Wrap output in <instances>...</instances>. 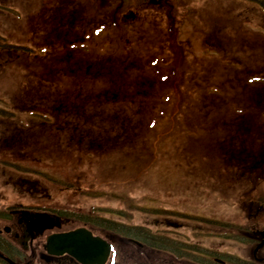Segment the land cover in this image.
Wrapping results in <instances>:
<instances>
[{"label":"rangeland","instance_id":"374dc122","mask_svg":"<svg viewBox=\"0 0 264 264\" xmlns=\"http://www.w3.org/2000/svg\"><path fill=\"white\" fill-rule=\"evenodd\" d=\"M19 1L27 8L31 5L30 0ZM128 1L133 12L140 6L148 9L145 14L155 9L150 0L142 4V0ZM173 6L178 15L177 21L184 28H188L187 21L191 19L189 9L194 7L199 15L196 21L198 26L190 25L191 30L203 29L205 13H208L214 21L218 20L217 28L229 36L223 37L215 48L210 44V39L204 36L205 32L202 35L197 33L192 46L193 54L187 49L183 50L189 71L181 86L186 97L177 111L178 118L169 123L170 134L166 136L160 131L167 119L164 113L170 112L169 100L165 101L164 95L170 96L171 86L168 81L143 75L147 71L144 65L147 61L145 47L152 50L150 44L157 45L159 38L156 27L141 11L140 20L132 22L133 33L129 41L123 42L116 53L113 52L118 56L121 49H125V44L133 46V51L128 52L144 69L132 70L134 75H127L125 79L129 84V95L132 94L131 104H128L130 108L123 102L124 96L116 97L115 89L107 85L111 81L110 74L80 75V141L84 142L80 145V151L77 150L79 135L74 133L72 136L73 129L54 125L46 131L45 127L27 116V112H20L17 117L25 123L30 122L28 134L23 140L14 138L17 108L27 110L41 101L44 103L45 96L48 93L51 96L53 92H49L45 77L22 75L24 61L15 60L5 66L0 73V111L4 109L5 114L4 122L0 120V219L22 205L31 210L60 212L66 221L61 229L69 230L82 225L81 214L121 219L119 214L123 211L130 216L128 219L122 218L124 221L158 231L180 247L196 249L203 258L207 256V260L213 254L226 260V264H250L248 259L252 244L246 238L244 228L245 224L254 222L264 230V207L257 216L249 215L251 211H247L244 202L253 198L257 205L264 199V158L254 170L247 172L246 168L255 160L243 156L234 158L228 151L223 154L220 141L227 132L241 142L242 151L250 153L260 144L258 151L264 156V120H257L255 124L261 132L254 134L243 128L251 127L252 120L251 123L248 120L241 122L242 126L239 127L242 128L235 131L227 130L229 125L222 130L221 126L215 127L220 123L214 122L221 120L227 123V120H222L233 113L232 109L236 113V110L247 111L249 107L264 106V95L260 97L255 90H264V81H248L261 75H237L243 69L264 64V30L258 26L264 24V14L256 0H175ZM94 9V6H89L85 11L94 14ZM97 9L107 13L108 4L105 3L104 7L101 4ZM239 13L242 14L240 18ZM4 22L5 17L0 18V23ZM13 22L19 21H9ZM10 28L4 31L12 36L10 39H26H23L22 35L26 33L21 32L20 26L14 24ZM243 35L259 41L260 46L257 47L255 43L254 47L242 49L240 41ZM230 39L232 42L228 44ZM205 50L211 53L214 60L213 73L209 72V75L205 74ZM104 51L108 49L85 48L81 56L94 60ZM240 55L243 57L241 67L237 63ZM167 60L164 57V62ZM221 61L224 65L216 64ZM158 62H163V57L158 58ZM98 67L104 71L102 66ZM116 76L112 75L115 83L119 81ZM142 78L148 80L141 83ZM65 80L60 83L64 84ZM207 89L216 92L209 95ZM69 96L74 99L75 95ZM63 98L64 94H59L58 102ZM123 105L126 107L119 108ZM59 117L53 115L54 120ZM210 118L215 121L206 127ZM126 155L152 157V167L132 187L130 194L136 201L134 204L146 209L126 210V207L114 201L117 197L112 195L119 183L102 177L104 171L116 168L118 159H127L122 158ZM256 161L259 162L258 159ZM243 169L247 174H243ZM99 179L101 184L96 187L99 192L89 194L86 187ZM82 181L88 184L81 187ZM249 184L252 190L245 192ZM245 194L250 197H245ZM0 225L3 226L4 222ZM1 237H4L0 238L1 243L7 240L4 235ZM43 241L44 236H41L31 247L35 255L33 264L40 261L42 248L38 243ZM118 245L119 242L115 245L117 253H112V260L108 264H125L123 259L130 257L126 247ZM8 250L14 256L21 257L16 251ZM195 257L205 260L197 254ZM169 260L174 262L170 257Z\"/></svg>","mask_w":264,"mask_h":264},{"label":"flooded vegetation","instance_id":"af4514ba","mask_svg":"<svg viewBox=\"0 0 264 264\" xmlns=\"http://www.w3.org/2000/svg\"><path fill=\"white\" fill-rule=\"evenodd\" d=\"M150 1L153 4L161 6L169 4V0ZM147 2H149V0H142L141 4ZM105 3L108 4V10L107 13H102L100 9L97 8L100 7L101 4L104 7ZM30 4L31 5L27 8L24 7L19 0H0V18L2 19L5 17V22L0 23V73L9 63L19 60L25 62V66L21 68L22 75H40L46 78L49 84V92H53V94L50 96L48 93L43 100L44 103L41 101L28 109L30 118H33L38 125L45 127L46 131L52 128L53 125H56L58 127L77 128L80 133V75L110 74L117 75L115 78L118 77L119 79L121 75H126V79L127 75H134L132 70L136 68L138 71L144 70L140 63L128 52V50L133 51V46L125 44V49H121L122 51L119 52L118 56L114 54L118 46H122V44L126 43L131 38L133 33V29H131L132 22L134 20H140L142 16L140 11L147 16L151 20L152 25L156 27L157 36L159 38V43L157 45L150 44L149 47H152V50H149L148 46L145 47L147 61L144 65L147 71L143 75H165L161 62H158V58L163 57L164 59L165 51L161 49V47L164 48L165 43L170 44L171 42L165 40L161 41L160 37H164L165 29H168L165 23H167L166 17L169 15H166L165 11L176 14L175 7L157 9V11L164 14L155 11H152L151 14L150 12L145 14V11L148 9L142 6L136 9V12H133L131 3H129L128 0H30ZM18 6L21 9H19ZM89 6L95 7L94 14L85 11ZM176 10H178V8H176ZM189 10L191 19L187 22L196 24L199 15L194 11V7L192 10ZM205 15L204 24L206 26L207 39H210V44L216 48L215 45H218L223 37H228L229 35L223 34L221 28H217L218 20L214 21L213 17L208 13H205ZM175 16L176 15H174V20L177 21ZM240 17H242V14L239 18ZM16 20L19 22L9 23V21ZM156 21H160V23H156ZM14 24L21 27V32L26 33L22 35L23 39H26L21 40L13 37L14 39L12 40L10 39L12 36L4 32L6 29H11L10 27ZM258 26L264 30V24H259ZM174 30L177 31V41L173 43L180 44L181 41L179 37L182 28L180 26L177 29V25L175 24ZM170 31L171 30L168 29V33H170ZM247 37V35H243L240 41L242 49L254 47L255 43L257 47L260 46L259 41L256 42L255 39L252 40ZM231 42L232 40L230 39L228 44ZM185 44L190 45V42L185 41ZM85 48H105L108 49V51L101 52L94 60H88L84 59L83 55L81 56ZM242 53H244V50ZM241 56L242 55L237 57L239 67L243 65V57ZM103 59L107 60L101 62ZM94 61L97 63L96 66H94ZM157 64L159 65L155 69ZM213 64V56L210 52H207L205 55V66H207V71L205 74L207 73V75H209V72L213 73ZM216 64L219 66L224 65L222 61ZM98 65L102 66L104 71H102ZM170 74L171 72L168 73V75ZM244 74L264 75V64L261 65L260 63L258 66H252L250 69H243L239 71L237 75ZM64 78H66V80L64 84H61L60 82L64 81ZM116 84L118 85L119 83ZM59 94H64V98L60 102H58ZM70 94L73 96L75 95L74 99L70 98ZM2 111H4V109H2ZM19 113L20 107L18 113L15 114L16 118H18L17 115L19 116ZM53 115L56 117L60 115V117L58 120H54ZM1 120L4 122L3 119ZM259 121L258 119V122ZM256 122L257 120L254 118L248 119V123H251V127L247 126L243 128L250 130L253 134L257 132L260 133L261 131L257 129ZM14 124H16V121H14ZM252 124L256 126V128H253ZM16 125L13 136L18 140H23L28 134L30 122H28V125H22L19 120ZM222 126L226 127L225 125ZM239 126H242L240 120H231L229 121L227 130L235 131L237 128H242ZM220 142L222 153L225 154L228 151L231 157L234 158L243 154H257L253 150L250 153L248 151H242L241 142L230 137L227 132ZM255 204L256 203L251 200L249 203L250 208H253ZM261 204H263L264 207V199L257 204L258 207L255 209V214L262 210L263 207ZM35 212L37 211L29 208L12 209L10 211L12 218L9 223L10 230L8 236L3 232H0V235H4L6 238L12 239L13 241L20 240L21 237H23V228L26 220H30ZM3 222H5V219H0V223L2 224ZM250 235L253 237V248L251 249V256L248 260L250 262H257L254 264H264V260L262 262L258 260L264 258V248L262 247L255 253L253 251L260 240V235L255 229L251 231ZM36 240L37 239L30 241V247L33 246ZM38 245L41 247L42 242L38 243ZM208 259L210 263L213 264L227 263L226 260L212 255H209Z\"/></svg>","mask_w":264,"mask_h":264},{"label":"trees","instance_id":"16d2710c","mask_svg":"<svg viewBox=\"0 0 264 264\" xmlns=\"http://www.w3.org/2000/svg\"><path fill=\"white\" fill-rule=\"evenodd\" d=\"M168 78L172 83L174 92L169 97L170 112L168 113L167 111V113H164L166 114L167 119L164 120L165 122L162 124V129L160 131L163 134L165 133V136L166 134H170L168 131L170 129L171 124L169 123L175 121L178 118L177 111L181 106V100L179 99V97H182V91L180 90V87L184 85L186 81L184 79L185 75H168ZM110 87L116 89L114 91L116 97L124 96L123 102H125V105L130 108V106L128 105V101L130 98L129 92L126 89H120L119 85L115 83V80L113 78H111ZM177 95L179 96L177 97ZM125 105L120 106L119 108L126 107ZM83 143V141H80V145H82ZM88 151L91 152V150ZM93 153L95 152L93 151ZM122 158L127 159L122 161L118 159L116 168L114 167V170L104 171L102 177H107V181H115L119 183V186L113 190L116 192L112 193V195L114 197H117V199H115L114 201H117L123 207H126V210H128L129 212H133L146 209L134 204L133 202L136 201L130 194L132 192V187H134L136 183H138V181L146 175L147 170L152 167L150 165L152 157L150 155H148L147 157L143 155H126ZM82 182L83 183L81 187H84L88 184L87 181ZM93 182L94 183H92V185L89 184V186H87L85 190L89 194L95 195L99 192L96 187L101 184V181L99 179V181ZM85 190L82 189V192L86 194ZM119 215L122 216L121 219H112L106 218L104 216H90L88 214H81L80 222L82 224L88 225V227L92 229L95 233H98L108 238L114 244L118 242L120 244L123 242V244L132 246L131 244H129L130 238H135L136 240L142 242L143 245L141 248H139L142 252L136 253L137 251H135L133 254H131L128 260L126 258L123 259L125 264H152L153 262H155L157 254L160 253L161 248L169 250L171 252L177 251L179 255L183 254L189 260H196V262H198V259L190 252L189 247H178L177 244L171 242L170 238L158 236V231L154 232L151 229L142 225H132L127 221H124V219L122 218L128 219L130 218V216L126 215V213L123 211H120ZM0 248L2 249L1 246ZM59 259L60 262H58ZM57 264L77 263L71 257L63 256L57 259Z\"/></svg>","mask_w":264,"mask_h":264},{"label":"water","instance_id":"95a60500","mask_svg":"<svg viewBox=\"0 0 264 264\" xmlns=\"http://www.w3.org/2000/svg\"><path fill=\"white\" fill-rule=\"evenodd\" d=\"M61 221L54 220L48 214L42 213L36 216L28 225L27 232L40 233L51 225H59ZM262 242L259 244L260 247ZM45 248L50 255L69 254L80 264H104L110 252L109 243L100 236L85 227L53 233L47 236Z\"/></svg>","mask_w":264,"mask_h":264}]
</instances>
